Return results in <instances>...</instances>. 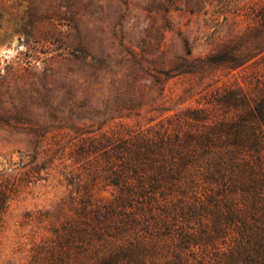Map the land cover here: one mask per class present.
I'll use <instances>...</instances> for the list:
<instances>
[{
	"label": "rangeland",
	"instance_id": "rangeland-1",
	"mask_svg": "<svg viewBox=\"0 0 264 264\" xmlns=\"http://www.w3.org/2000/svg\"><path fill=\"white\" fill-rule=\"evenodd\" d=\"M237 90L264 95V0H0V264L69 214L80 140Z\"/></svg>",
	"mask_w": 264,
	"mask_h": 264
},
{
	"label": "trees",
	"instance_id": "trees-1",
	"mask_svg": "<svg viewBox=\"0 0 264 264\" xmlns=\"http://www.w3.org/2000/svg\"><path fill=\"white\" fill-rule=\"evenodd\" d=\"M213 103L75 144L69 214L28 264H264V95Z\"/></svg>",
	"mask_w": 264,
	"mask_h": 264
}]
</instances>
